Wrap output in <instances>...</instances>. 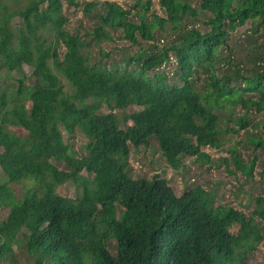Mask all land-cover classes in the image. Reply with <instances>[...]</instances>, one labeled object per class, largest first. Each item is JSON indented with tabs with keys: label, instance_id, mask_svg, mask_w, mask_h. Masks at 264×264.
I'll list each match as a JSON object with an SVG mask.
<instances>
[{
	"label": "trees",
	"instance_id": "trees-1",
	"mask_svg": "<svg viewBox=\"0 0 264 264\" xmlns=\"http://www.w3.org/2000/svg\"><path fill=\"white\" fill-rule=\"evenodd\" d=\"M159 5L0 0V264H250L264 244V198L244 213L127 175L130 146L155 140L177 173L190 159L242 176L240 198L264 153V0ZM117 42L130 51L110 65ZM76 133L81 154L63 138Z\"/></svg>",
	"mask_w": 264,
	"mask_h": 264
},
{
	"label": "rangeland",
	"instance_id": "rangeland-1",
	"mask_svg": "<svg viewBox=\"0 0 264 264\" xmlns=\"http://www.w3.org/2000/svg\"><path fill=\"white\" fill-rule=\"evenodd\" d=\"M117 1L125 7H131L134 5L136 0H111ZM155 10H159V0H152ZM69 18L72 25L81 19L82 13L71 9L68 11ZM20 19H15V24L20 23ZM198 26H202V21L198 23ZM250 29V23L239 27L233 33L232 45H235L237 40L243 38L245 34ZM105 53L110 55V58H105L108 60L109 64L112 65L116 62H123L124 55L126 52L130 51V46L126 42H117L111 45H105L103 47ZM132 52H134L132 50ZM26 72L31 75L32 69L25 67ZM165 71L170 78L176 73V64L172 62L170 65L161 69ZM160 71V72H161ZM15 76V74L13 75ZM139 108H134L128 113H133L138 111ZM257 121L264 119L262 116H255ZM243 134L235 137L234 142H238L242 139ZM64 141L69 143L73 151L77 154H81L86 145V140L79 134L76 133L73 137H67L65 134L63 136ZM213 160H218L219 157L227 156V154H220L213 150H205ZM1 152V150H0ZM139 152V154H138ZM261 155L260 161L258 162V168L255 173V178L252 181L245 183L243 187L244 192H240V198L236 196L239 191V187H242L245 179L242 176H238L237 179L227 174L225 167L214 168L208 170L204 167V164L197 163L194 160L188 159L185 162L186 168L181 172H175L167 166V162L163 155L159 151L158 142L153 140L149 148L136 150L134 147L130 146V158L129 167L127 175L132 180H152L155 176H159L162 179H166L170 186L173 188L178 196H181L186 190L194 188L196 186H202L207 191H215L217 196L218 205L231 206L236 210L244 213H249L255 209L253 203H249L248 197H261L264 198V153L259 152ZM249 158L246 155V161ZM4 181V176L0 168V182ZM16 192H21V188H14ZM57 193L63 197L74 198L75 187L71 184H66L57 190ZM8 212H3L1 218L4 220L8 216ZM250 264H264V244L260 246L259 251L253 256L249 262Z\"/></svg>",
	"mask_w": 264,
	"mask_h": 264
},
{
	"label": "bare ground",
	"instance_id": "bare-ground-1",
	"mask_svg": "<svg viewBox=\"0 0 264 264\" xmlns=\"http://www.w3.org/2000/svg\"><path fill=\"white\" fill-rule=\"evenodd\" d=\"M34 248V247H33ZM34 252V251H33ZM26 259V258H25ZM27 264V263H26Z\"/></svg>",
	"mask_w": 264,
	"mask_h": 264
}]
</instances>
